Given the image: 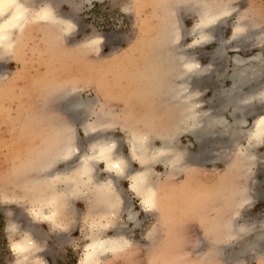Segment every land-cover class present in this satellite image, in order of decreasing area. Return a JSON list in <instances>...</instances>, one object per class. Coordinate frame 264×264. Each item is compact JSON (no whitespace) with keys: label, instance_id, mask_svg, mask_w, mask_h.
Segmentation results:
<instances>
[{"label":"rangeland","instance_id":"obj_1","mask_svg":"<svg viewBox=\"0 0 264 264\" xmlns=\"http://www.w3.org/2000/svg\"><path fill=\"white\" fill-rule=\"evenodd\" d=\"M209 1L212 4L229 1L233 10L216 31L218 40L189 48L203 65L210 63L217 47L224 45L226 50L227 58L215 60V65L224 68L225 76L220 81L212 76L207 82L211 87L204 92L206 99L214 96V86L232 85L229 75L234 71L233 57L237 54L253 57L261 52V80H264V0ZM195 2L92 0L89 5V0H67L57 10L71 15L75 21L70 35L65 36L59 25L31 23L20 35L12 56L0 53V264H14L8 237L15 239L27 233L44 250L31 256L26 264H78L79 258L80 264H85L86 245L92 236V207L101 204L78 196L69 206L71 214L65 218L62 215L63 228L48 220L39 222L46 219L37 216L34 210L45 193L51 191L45 181L46 166L58 156L71 129L77 131L80 150L89 151L90 137L85 134L84 124L99 114L116 115L118 123L105 136L115 138L126 155L129 125L157 130L164 125L174 127L182 119V109L167 99L173 68L165 56L170 49L167 34L177 15L175 8ZM241 14L256 24L250 41H241L246 42L242 50L228 42ZM179 15L177 22L183 24L182 31L186 32L183 44L191 46L194 42L191 31L199 15L183 8ZM98 36L104 37L100 53L99 46L87 43ZM68 92L95 100L92 114L71 122L63 109V103L70 101L71 96L59 100ZM255 104L254 112L240 128L248 129L255 117L264 112V101ZM234 108L230 105L224 111L231 122L229 113ZM241 137L220 148L223 160L204 167L190 166L171 173L163 163L156 164L154 169L161 176L159 210L155 212L143 210L140 198L128 189V178L118 182L125 196V209L115 220L130 244L116 254L110 253L99 264H264V243L262 251L256 246L245 255L233 256L235 250L259 234L264 235V141L253 147L258 157L252 169L253 198L245 203L249 183L246 162L240 153L231 159V148L238 142L243 146L247 143L248 138ZM179 142L189 145L192 151L198 148L187 133L180 135ZM156 144L161 145V140L157 139ZM54 166L52 170L66 167L62 163ZM139 168L135 162L131 165L133 170ZM98 176L107 177L103 164ZM128 210L138 213L137 221L129 219ZM235 213L241 214L238 224L252 227V232L237 240L230 234ZM7 224L9 233L5 232ZM115 232L109 227L102 235ZM218 246H227L225 254L217 250Z\"/></svg>","mask_w":264,"mask_h":264},{"label":"bare ground","instance_id":"obj_2","mask_svg":"<svg viewBox=\"0 0 264 264\" xmlns=\"http://www.w3.org/2000/svg\"><path fill=\"white\" fill-rule=\"evenodd\" d=\"M64 1L67 0H41L40 3L38 0H3V3H0V31L7 39L0 43V53L12 56L20 35L31 23L59 25L65 36L72 32L76 24L71 15L61 14L57 10ZM192 3L175 8L177 15L174 16L167 34L170 49L165 54L168 64L173 67L170 73L169 82L171 85L167 91V99L172 105L182 109V119L174 127L164 125L157 130L154 128L145 130L129 125L126 129L129 153L126 155L121 152L115 138L105 136L111 132L113 124L118 123L116 115L114 114V116L110 112L97 115L98 113L94 112L97 117L93 121H88L85 124L82 122L85 134L90 137L89 151L82 152L80 150L77 131L71 129L63 139L64 144L59 150L58 156L46 166L44 176L51 191L48 194L45 193V196L40 200L41 204L34 210L37 216L63 228L65 226L63 217L65 218L70 213L69 206L74 198L86 196L101 204L98 208L92 207V236L86 245L83 258L85 264H99L110 253L116 254L130 244L128 237L124 235L123 228H118L115 220L125 209V196L118 182H123L128 178V189L136 193L141 200V205L145 209H150V213L159 210L161 175L154 169L158 163H163L167 172L171 173L185 170L190 166L204 167L208 163L223 160V156L220 154L221 147H228V143L238 140L241 136L247 137L245 146L238 142L235 148H231L233 151L231 159L233 160L238 153L244 157L249 181L244 202L253 198V191L251 192L252 178L254 177V175L252 177V169L257 164L256 159L258 158L253 152V147L264 141V112L255 117L254 124L248 129L240 128V124L246 123L248 115H251L256 107L252 106L253 104L264 101V80H261L262 53L259 52L253 57L235 55L233 57L234 71L229 75L232 85L227 88L220 85L214 86V96L206 99L204 92L211 87L207 82L213 78L212 76H216L219 81L225 76L224 68H221V64L215 65V60L227 58V53L225 54L224 45H219L220 47H217L212 53L213 59L210 63L203 65L196 52H190L189 48L203 46L218 40L216 31L226 17L231 14L233 7L229 1L212 4L209 0H196L195 4ZM5 5L8 6L6 10ZM182 8L189 13L199 15V20L191 31L194 33V42L187 47L183 44L184 33H186L182 31L181 25L183 24L179 25V21L177 22ZM4 25H8V27H3ZM254 27L256 24H253L250 18L244 14L239 15L234 33L228 42L232 43V47L242 50V46L246 42L241 41H250L251 31ZM94 38L87 43L99 46L98 43L93 42ZM247 44L250 45V43ZM76 95L74 92H68L59 99L62 101L71 96L70 101L63 103V109L64 113L70 116V121L73 122L86 117L89 113L92 114L95 104V100L82 99ZM230 105L235 106L234 110L229 113L233 122L224 115V111ZM85 121L87 120L85 119ZM182 133H187L195 139L198 145L196 151H192L189 145L180 144L179 137ZM157 139L161 140V145L156 144ZM101 150H103L102 153ZM78 159L79 161H77ZM71 162H75V164L70 165ZM134 162L140 165L139 169H131ZM57 163L65 164L66 167L52 170ZM116 163L120 165L118 169L112 167ZM101 164L107 174L105 179L98 176ZM50 200H55V217L50 215L51 208L48 209V213L44 211ZM127 212H129L130 220H135L138 216V213L133 210ZM238 213H235L230 227V234L236 240L252 232V227L247 223H237L241 216ZM109 227L115 229L117 233L102 235ZM263 239L264 235L259 234L256 239L250 240L239 250H235L233 256L245 255L256 246L260 247L262 251ZM101 242L103 249L89 251L90 245ZM226 247L218 246L217 250L225 254ZM36 249L39 250L37 241ZM33 255L36 254H30L29 259Z\"/></svg>","mask_w":264,"mask_h":264},{"label":"clouds","instance_id":"obj_3","mask_svg":"<svg viewBox=\"0 0 264 264\" xmlns=\"http://www.w3.org/2000/svg\"><path fill=\"white\" fill-rule=\"evenodd\" d=\"M99 2H103V0H99ZM0 3H3V0H0ZM91 3H92V0H89V5H91ZM7 7L8 6L5 5V10ZM121 11L123 12V9H121ZM3 27H8V25H4ZM71 33L72 32L68 33L67 35H70ZM6 39H7V37L2 34V31H0V43H2ZM93 42L98 43L99 53H100L101 52V45L104 43V37L100 36L98 38H94ZM102 152H103V150H101V153ZM112 167L118 169L120 167V165L118 163H116V164H113ZM49 208L52 209V212L50 213V215L52 217H55V215H56L55 200H50L48 202V205H46V207L44 209L45 213H48ZM142 208L145 212L151 211L150 209H145L143 206H142ZM39 222L48 223L47 219L44 221H39ZM5 232L9 233L8 224L5 227ZM25 232L27 233V231H25ZM8 241H9V243H8L9 250L11 251L12 255L15 257L14 264H26V262L28 261V259L30 257V254L35 253L37 255V253L42 252L44 250L43 248H41L39 250L36 249V241L33 238V236L31 235V233H27L26 235L19 236L15 239H9V237H8ZM93 249H96V250L103 249V243L101 242V243H96V244L90 245L89 251H91ZM78 264H80V258L78 259Z\"/></svg>","mask_w":264,"mask_h":264}]
</instances>
